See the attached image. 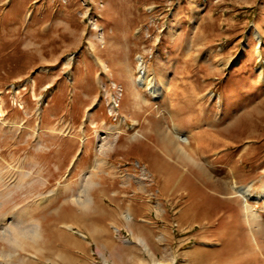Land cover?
<instances>
[{
    "label": "rangeland",
    "instance_id": "1",
    "mask_svg": "<svg viewBox=\"0 0 264 264\" xmlns=\"http://www.w3.org/2000/svg\"><path fill=\"white\" fill-rule=\"evenodd\" d=\"M216 2L207 4L206 18L205 9L195 8L192 0H0V106L5 100L9 113L6 119L0 118V170L6 180L0 181V220L20 217L22 226L37 224L40 231L35 241L20 238L19 247L0 240V263L170 264L161 259L162 249L153 240L151 246L160 252V259L149 251L145 239L140 240L164 230L163 222H147L157 207L147 201L150 195L146 194L153 190L142 191L140 187L142 181L149 180L135 160L143 137L139 135L136 140L127 136L136 132L131 124L122 119L123 125L118 126V121L109 116L115 96L131 116L155 117L156 107L138 109L127 101L122 104L123 89L117 85L122 89L118 92L114 83L110 86L109 76L104 78L109 88L96 87L101 75L95 80L96 71L90 61L93 49L106 62L123 57L126 31L131 26L141 28L149 35L143 32L142 37L150 41L147 46L141 40L146 45L135 54L136 78L138 59L144 57L146 84L150 86L155 67L152 61L149 65L145 61L148 56L144 50H149L150 60L158 54L173 60L179 43L170 41V28L177 27L179 31L176 24L172 25L174 21L194 16L200 22L198 28L185 27L178 35L188 37L186 54L199 48V53L207 55L220 47L218 40L240 39L242 35L244 47L254 35V24L264 29V0ZM146 6L152 12L146 13ZM219 6H232L236 13H222ZM91 17L95 23L89 25ZM219 23H223L222 29ZM158 36L160 40L154 47L153 39ZM255 37L260 40L259 34ZM222 48L233 56L229 69L236 64L237 53L240 52L238 57L247 54L226 83L232 90L240 84L245 97L228 94L227 108L234 118L245 123V137L253 132L263 136L264 63L259 60L253 64L252 50H239L233 44ZM83 65H88L91 72L85 79ZM141 89L151 95L146 87ZM208 95L223 112L224 95L215 89ZM240 100L242 106L236 103ZM22 104L31 107L29 116L28 108H21ZM42 115L49 120L47 123L42 124ZM20 121L23 123L18 128ZM156 127V122L150 126ZM63 129L65 135L61 136ZM104 137H109L110 142H106L107 151L100 155L102 162L98 164L96 156ZM261 210L264 216V208ZM261 242L264 250V238ZM257 247L261 250L259 241ZM10 253V259L2 256ZM217 262L220 263L215 258L207 264Z\"/></svg>",
    "mask_w": 264,
    "mask_h": 264
},
{
    "label": "crops",
    "instance_id": "2",
    "mask_svg": "<svg viewBox=\"0 0 264 264\" xmlns=\"http://www.w3.org/2000/svg\"><path fill=\"white\" fill-rule=\"evenodd\" d=\"M192 1L195 8L205 9L203 17L206 18L207 4L217 3L216 0H206L205 3L203 0ZM212 1L215 2L211 3ZM231 7L219 6L217 9L225 14H235ZM150 9L146 6L145 12H152ZM90 19L89 25L94 24L93 18ZM198 21L196 17L189 16L183 22L172 23L179 28L175 37L171 35V28L169 32L171 44L176 45L179 40L178 54L173 60L164 54L155 55L150 60L149 50H144L148 56L145 61L148 65L152 61L155 67L153 82L161 90L159 100H155L152 94L148 96L143 93V86L137 85L135 54L140 46L148 44L150 40L142 37L144 30L134 26L125 33L123 57L116 61L111 60L112 67L110 61H104L94 49L92 50L93 58L90 62L96 71L95 80L101 75L100 83L96 81L95 85L109 88L104 81V78L109 76L110 86L114 83L123 89L122 104L130 102L138 109L152 105L157 110L156 116L152 118H143L141 114L131 116L119 103L116 119L109 115L111 119L118 121V126L123 125L122 119L131 124V129L136 132L126 133L127 136L131 135L133 139L138 140L141 135L144 140L140 139L142 145L139 154H135V160L148 174L150 181H142L140 187L142 191L153 190L146 194L150 195L147 201L157 207L156 214L148 218L147 222L164 223V230L157 231L156 236L151 233V237H140V240L145 239L148 243L149 251L160 259V252L151 246L153 240L162 249L161 259L169 261L170 264H207L210 259L215 258L220 261L217 264H264L261 262L264 260L261 242V238H264V216L261 214V209L264 208V135L253 132L251 136L245 137V123L234 118L227 108L228 94L245 97L246 91L240 84L232 90L226 83L232 71L241 65L247 54L238 57L239 52L234 55L238 58L237 62L229 69L233 56H228L222 48L233 44L239 50H252L253 64L259 60L264 63V29L254 24V35L246 40L244 47L242 35L240 39L236 37L218 40L216 43L220 47L207 55L199 53V48L186 54L188 37L178 38V35L185 27L198 28ZM220 24L219 29H222L223 23ZM255 32L259 34L260 40L255 37ZM144 33L147 37L148 32ZM156 38L153 39V46L160 40L159 36ZM141 40L147 43L142 44ZM168 65L170 66L167 67ZM88 68V65L82 67L83 79L91 75ZM148 73L150 75V69ZM82 86H85L84 81ZM261 88L264 93V87ZM212 89L224 95L223 112L216 103L217 107L214 105L212 97L208 95ZM229 101L232 105L230 99ZM2 102L3 114L0 118L6 119L5 116H9L5 109L7 103L5 104V100ZM236 103L243 105L242 100ZM22 106L31 108L28 105ZM166 106L171 109L170 112L166 110ZM42 120L43 123L49 121H45L43 115L41 122ZM153 122L157 124L155 129L150 128ZM62 133L59 134L65 135L64 129ZM182 134L186 137L183 138ZM120 135L121 133L118 137ZM104 138L101 139L109 144V137ZM104 151L107 149H100L96 163L98 160V164L102 162L100 155L104 154ZM244 189H249L251 196L246 197V194L241 193ZM256 194L258 196H254ZM256 197L261 199L256 200ZM247 204L260 218L252 227L244 215ZM201 208L204 209L202 212L199 210ZM174 223H177L175 227ZM252 232H256L261 250L252 241ZM229 254L231 256H227Z\"/></svg>",
    "mask_w": 264,
    "mask_h": 264
},
{
    "label": "bare ground",
    "instance_id": "3",
    "mask_svg": "<svg viewBox=\"0 0 264 264\" xmlns=\"http://www.w3.org/2000/svg\"><path fill=\"white\" fill-rule=\"evenodd\" d=\"M177 33H178L177 27H173L171 29L172 37H175L177 35ZM255 35H258L257 32H255ZM147 80H148V78H147ZM153 81L150 83V86H148L146 84L145 71L142 70V67H141L140 71H139V76L137 78L138 85L146 87L149 90V92L152 94V96L159 97L161 94V90L156 86L157 84L155 85V82H153ZM21 108H24V106H22ZM29 110H30L29 108L26 110V115H28V116H29ZM0 113L3 114L1 106H0ZM20 122L17 126L18 128H20L21 124L23 123V122H21V123ZM42 124H43V122H42ZM37 130H38L37 125H35L34 126V133H36ZM106 142H107L106 140L102 141V144L100 146L101 151L105 150V147L107 146ZM97 163H99V162H97ZM0 181L6 182L5 177H4L3 173L1 172V170H0ZM241 193L246 194L247 195L246 197L251 196L249 189H244V191L242 190ZM263 197H264V194H263ZM260 199H261V197H260ZM88 203H89V201H88ZM244 215H245V219H246L248 224H250L251 221H254L253 223H255L256 221L258 222L259 221L258 219H260L248 204L245 207ZM19 218L17 219L15 216H13L11 218L8 217L6 220H0V240H8V242L10 241L14 247L21 246L20 238L22 239L23 237H25V238L30 237L31 238L30 240L35 241L38 237H40V231H39V228L37 227V224H28V225L22 226L23 221H21ZM252 234H253L252 241H254L256 246H258V239L256 237V232H252ZM143 243H145V242L143 241ZM147 248H148V245H147ZM2 256L7 258V259H10L11 253L10 254H2ZM7 263H9V260H7ZM0 264H2V263H0Z\"/></svg>",
    "mask_w": 264,
    "mask_h": 264
},
{
    "label": "built area",
    "instance_id": "4",
    "mask_svg": "<svg viewBox=\"0 0 264 264\" xmlns=\"http://www.w3.org/2000/svg\"><path fill=\"white\" fill-rule=\"evenodd\" d=\"M143 68V63H142V60L139 61V68H138V73L140 71V68ZM118 90V92H122V89L120 87H117L116 88ZM119 106V97L118 96H115L112 100H111V103H110V114L112 115H115V110L117 109V107ZM183 138L186 137V135H183L182 136Z\"/></svg>",
    "mask_w": 264,
    "mask_h": 264
}]
</instances>
